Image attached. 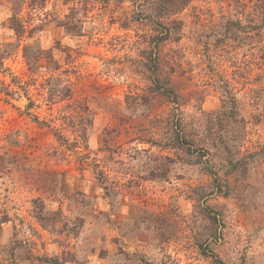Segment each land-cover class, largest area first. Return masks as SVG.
Wrapping results in <instances>:
<instances>
[{
    "label": "clouds",
    "instance_id": "1",
    "mask_svg": "<svg viewBox=\"0 0 264 264\" xmlns=\"http://www.w3.org/2000/svg\"><path fill=\"white\" fill-rule=\"evenodd\" d=\"M0 264H264V0H0Z\"/></svg>",
    "mask_w": 264,
    "mask_h": 264
}]
</instances>
